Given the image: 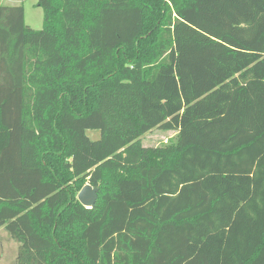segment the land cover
<instances>
[{
	"label": "trees",
	"instance_id": "trees-1",
	"mask_svg": "<svg viewBox=\"0 0 264 264\" xmlns=\"http://www.w3.org/2000/svg\"><path fill=\"white\" fill-rule=\"evenodd\" d=\"M37 5L42 30L0 4L17 264H264V0ZM154 128L175 140L144 146Z\"/></svg>",
	"mask_w": 264,
	"mask_h": 264
},
{
	"label": "rangeland",
	"instance_id": "rangeland-1",
	"mask_svg": "<svg viewBox=\"0 0 264 264\" xmlns=\"http://www.w3.org/2000/svg\"><path fill=\"white\" fill-rule=\"evenodd\" d=\"M1 1V0H0ZM21 1V2H20ZM9 0H4L2 4H13ZM24 6L25 22L35 30H42L44 12L37 5V0H19ZM76 13L73 18L76 19ZM48 46H46L47 48ZM88 135L92 139H98L100 132L98 130H88ZM176 131L154 128L142 136L144 146H159L166 142L175 140ZM19 243L14 240L4 227L0 228V264H17Z\"/></svg>",
	"mask_w": 264,
	"mask_h": 264
},
{
	"label": "water",
	"instance_id": "water-1",
	"mask_svg": "<svg viewBox=\"0 0 264 264\" xmlns=\"http://www.w3.org/2000/svg\"><path fill=\"white\" fill-rule=\"evenodd\" d=\"M99 196V187H93L87 183L78 193V200L86 207L92 208L96 205Z\"/></svg>",
	"mask_w": 264,
	"mask_h": 264
},
{
	"label": "crops",
	"instance_id": "crops-1",
	"mask_svg": "<svg viewBox=\"0 0 264 264\" xmlns=\"http://www.w3.org/2000/svg\"><path fill=\"white\" fill-rule=\"evenodd\" d=\"M3 1H4V0H1V1H0V4H2V3H3ZM9 1H11V2H14V3H13V5H15V4H18V3H19V0H9Z\"/></svg>",
	"mask_w": 264,
	"mask_h": 264
}]
</instances>
